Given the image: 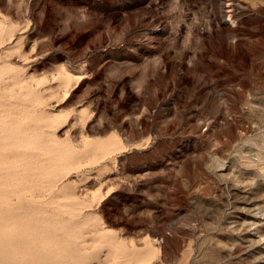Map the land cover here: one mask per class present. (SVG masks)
<instances>
[{
  "label": "rangeland",
  "instance_id": "rangeland-1",
  "mask_svg": "<svg viewBox=\"0 0 264 264\" xmlns=\"http://www.w3.org/2000/svg\"><path fill=\"white\" fill-rule=\"evenodd\" d=\"M0 264H264V0H0Z\"/></svg>",
  "mask_w": 264,
  "mask_h": 264
}]
</instances>
